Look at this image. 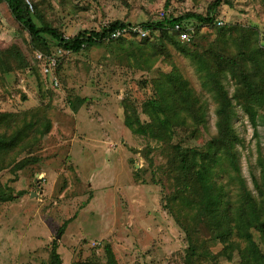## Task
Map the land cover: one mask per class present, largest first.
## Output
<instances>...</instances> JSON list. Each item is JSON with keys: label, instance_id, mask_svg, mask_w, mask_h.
Returning <instances> with one entry per match:
<instances>
[{"label": "rangeland", "instance_id": "1", "mask_svg": "<svg viewBox=\"0 0 264 264\" xmlns=\"http://www.w3.org/2000/svg\"><path fill=\"white\" fill-rule=\"evenodd\" d=\"M30 1L35 24L57 29L67 38L84 31H101L117 21L139 25L186 14L206 16L215 2ZM215 15L216 22L223 23L220 27L258 29L264 47V0H224ZM196 27L200 32L194 36ZM183 29L189 31L190 41L182 42L175 30L171 35L191 53H198L216 35L214 27L195 20L184 22ZM160 37V31L153 33L150 46L142 45L143 39L126 37L72 54L63 60L58 72L60 88L54 89L43 83L34 61L35 51L46 47L35 42L0 2L2 63L28 64V68L13 67L15 71L9 74L0 69V113L20 114V124L33 123L36 132L30 138L33 145L18 149L8 160L39 159L38 164L24 169L15 183L16 190L26 189L19 199H12L7 191L12 174L0 172V264H49L54 241L62 264L105 262L108 245L118 264H184L185 235L164 207L163 199L173 189L166 182L164 186L157 184L165 180L168 153L161 143L134 135L125 126L124 103L136 108L142 122H149L142 111L153 94V81L175 66L203 105L208 122L204 141L217 133V105L188 57L169 42L165 55L156 54ZM44 39L49 47L46 50H55V40L49 36ZM140 49L146 52L143 60L149 63L136 60ZM225 84L234 94L233 80L228 78ZM232 124L241 139L237 150L242 173L255 193L252 178L260 177L259 163L264 157V110L259 111L254 127L236 105ZM148 151L151 163L145 157ZM218 181L229 183V178L222 174ZM226 190L235 192V187L231 184ZM201 232L212 253L222 250V244L210 239L206 227ZM221 264L234 263L222 259Z\"/></svg>", "mask_w": 264, "mask_h": 264}, {"label": "trees", "instance_id": "2", "mask_svg": "<svg viewBox=\"0 0 264 264\" xmlns=\"http://www.w3.org/2000/svg\"><path fill=\"white\" fill-rule=\"evenodd\" d=\"M223 1L215 0L206 16L186 14L158 23L141 24L153 32L160 31L156 54L165 55L166 42H169L193 62L201 75L203 88L212 95L217 105L216 135L204 141L206 131L203 130L207 129L208 122L203 105L175 66L163 77L153 81V94L143 104L142 111L149 122H142L136 108L124 103V123L134 135L152 139L166 148V177L165 180H158L157 184L164 186L166 182L173 189L165 195L164 207L185 235L187 248L184 264H221L222 259L234 264H264V157L259 163L260 177L252 178L256 191L254 193L242 173L237 150L241 139L232 124L236 105L243 109L254 127L259 111L264 110V47L261 45L258 29L217 26L215 14ZM0 2L6 4L15 22L35 42L47 49L49 47L44 36H49L56 42L55 50L63 48L73 54L95 44L123 39L106 40L115 29L130 25L117 21L101 31H84L65 39L57 29L38 27L23 0ZM187 20L214 27V41L200 47L198 53H191L188 46L181 45L171 35L176 26H183ZM199 32V27H196V31L194 28V36ZM150 37L143 39L141 44L152 45ZM46 49L35 51L34 61L39 71L36 53L49 55L55 51ZM145 56L144 49H140L136 60L149 63L150 60H143ZM0 62L3 74L14 72L13 67L28 68L25 62L17 66L3 64L1 58ZM61 65L62 63L58 66L57 76ZM228 78L235 83L232 95L225 84ZM74 108L77 110L78 107ZM182 113L185 115L182 116ZM20 117V114L0 113V172L8 170L13 176L6 186L12 199H19L26 194V189L16 190L14 187L20 181L22 171L39 163L35 156L25 157L18 162L8 160L18 149L33 145L30 138L36 134L32 130L34 124L24 121L21 125ZM39 133L43 134L44 131ZM176 139L178 142L173 143ZM191 141L204 143L200 146H187L186 143ZM149 154L150 151L145 157L151 163ZM222 174L227 175L229 183L218 181ZM231 184L234 185L235 192L226 190ZM68 223L63 225L60 233L64 234ZM204 227L211 240L222 244L220 252H211L201 232ZM58 249L59 246L54 241L49 264L63 263ZM105 254V262L77 261L72 264H118L111 246L105 247Z\"/></svg>", "mask_w": 264, "mask_h": 264}, {"label": "built area", "instance_id": "3", "mask_svg": "<svg viewBox=\"0 0 264 264\" xmlns=\"http://www.w3.org/2000/svg\"><path fill=\"white\" fill-rule=\"evenodd\" d=\"M28 8L32 9L33 5L30 0H23ZM166 20V19H165ZM222 22H217V26H222ZM174 30L177 32L179 39L182 42L190 41L189 31L183 29V26H176ZM155 33L150 28L144 27L143 25H127L115 29L106 40H118L120 38H125L128 36L145 39ZM65 39H69L65 37ZM73 52L70 50H65L63 48L56 49L53 53L46 55L43 53H36V59L39 63L40 72L44 83L51 88H60L59 77L57 76V69L62 61L72 55Z\"/></svg>", "mask_w": 264, "mask_h": 264}, {"label": "water", "instance_id": "4", "mask_svg": "<svg viewBox=\"0 0 264 264\" xmlns=\"http://www.w3.org/2000/svg\"><path fill=\"white\" fill-rule=\"evenodd\" d=\"M33 195H35V194H33ZM58 238H60V236Z\"/></svg>", "mask_w": 264, "mask_h": 264}]
</instances>
